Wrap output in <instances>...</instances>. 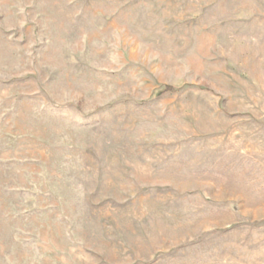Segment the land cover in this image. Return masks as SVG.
<instances>
[{
  "label": "rangeland",
  "instance_id": "obj_1",
  "mask_svg": "<svg viewBox=\"0 0 264 264\" xmlns=\"http://www.w3.org/2000/svg\"><path fill=\"white\" fill-rule=\"evenodd\" d=\"M0 264H264V0H0Z\"/></svg>",
  "mask_w": 264,
  "mask_h": 264
}]
</instances>
